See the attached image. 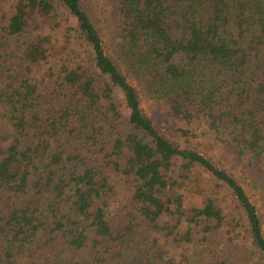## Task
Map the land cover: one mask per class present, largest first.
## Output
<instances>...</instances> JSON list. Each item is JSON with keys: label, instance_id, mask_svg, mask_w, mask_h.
I'll use <instances>...</instances> for the list:
<instances>
[{"label": "trees", "instance_id": "1", "mask_svg": "<svg viewBox=\"0 0 264 264\" xmlns=\"http://www.w3.org/2000/svg\"><path fill=\"white\" fill-rule=\"evenodd\" d=\"M0 264H264V0H0Z\"/></svg>", "mask_w": 264, "mask_h": 264}, {"label": "rangeland", "instance_id": "2", "mask_svg": "<svg viewBox=\"0 0 264 264\" xmlns=\"http://www.w3.org/2000/svg\"><path fill=\"white\" fill-rule=\"evenodd\" d=\"M144 108L153 116L156 124L164 130L166 135L170 137L172 140L175 139L173 132L168 130L167 122L163 120L164 114L162 113V109L159 105L154 102H148L147 100L143 101ZM216 161L221 165L223 164V160L220 157H216Z\"/></svg>", "mask_w": 264, "mask_h": 264}]
</instances>
